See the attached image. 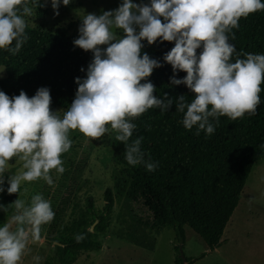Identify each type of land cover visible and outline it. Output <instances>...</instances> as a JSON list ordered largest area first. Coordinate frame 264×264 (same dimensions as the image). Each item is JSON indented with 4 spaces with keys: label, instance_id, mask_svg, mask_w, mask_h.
Returning <instances> with one entry per match:
<instances>
[{
    "label": "clouds",
    "instance_id": "9594fccd",
    "mask_svg": "<svg viewBox=\"0 0 264 264\" xmlns=\"http://www.w3.org/2000/svg\"><path fill=\"white\" fill-rule=\"evenodd\" d=\"M69 3L51 0L54 15L61 4ZM39 5L40 0H0V49L12 55L20 51L28 39L24 17L32 16ZM261 10L264 0H122L116 9L80 16L73 44L90 50L92 59L86 75L75 78L74 99L62 116L50 109L47 87H39L31 97L21 90L10 98L0 90V193H18L23 182L38 179L52 185L50 172H64L61 156L72 145L71 130L98 139L110 128L115 140L123 142L128 164L144 163L154 171L157 165L144 161L143 138L129 143L136 127L132 120L148 109L167 111L175 103L184 128L196 126L197 134L214 132L210 118L218 122L220 116L236 120L255 114L261 102L264 54H237L233 62L235 46L228 42V33L239 27L241 17ZM158 38L174 42L163 60L172 67L170 83L184 84L193 94L190 102L184 95L173 99L153 94L155 86L147 78L162 65L142 54V41L153 44ZM177 71L186 75L176 78ZM14 157L22 164L14 175H7L5 186V171ZM11 204L14 214L0 224V264H20L29 239L38 240L41 225L55 215L50 201L39 193L29 202L17 198ZM39 259L34 258L36 264Z\"/></svg>",
    "mask_w": 264,
    "mask_h": 264
},
{
    "label": "trees",
    "instance_id": "16d2710c",
    "mask_svg": "<svg viewBox=\"0 0 264 264\" xmlns=\"http://www.w3.org/2000/svg\"><path fill=\"white\" fill-rule=\"evenodd\" d=\"M42 1L37 6L39 15L46 13ZM238 23L239 27L228 33V42L235 46L233 62L237 54L240 58H244L245 53L264 54V10L241 17ZM71 27L51 31L26 25L28 39L18 53L12 55L0 49V67L6 72L5 78L0 80V90L10 98L19 95L21 90L31 97L39 87H47L51 96L50 109L56 113L60 108L67 109L78 87L75 78L86 75L92 59L90 50L74 46L73 40L78 37L69 34ZM142 43V54L146 52L162 65L154 68L147 78L155 86L153 94L163 96L166 93L173 99L184 95L190 102L193 94L184 84L170 83L172 67L163 60L174 42H161L158 38L153 44L146 40ZM175 75L182 78L186 73L177 71ZM260 87L261 102L255 114L245 113L236 120L220 116L218 122L210 118L215 128L212 134L203 130L197 134L196 126L185 129L181 123L183 114L176 111L175 103L167 111L151 108L134 118L132 122L136 127L129 143L137 137L143 138L140 148L144 161L155 163L154 171H148L144 163L128 164L125 146L118 141L116 159L135 171L133 187L157 201L162 225L174 230L178 243H185V227L188 226L206 242L210 251L221 246L224 230L238 207L254 164L264 158V82ZM106 198L101 212L91 205L93 223L98 220L94 231L99 233L108 227L114 205L111 190L107 191ZM78 235L83 237L79 242L75 239ZM47 240L55 245L62 264L73 262L82 250L95 251L101 246L88 228L71 236ZM178 243L174 244L176 264H181ZM205 255L186 258L188 264H194Z\"/></svg>",
    "mask_w": 264,
    "mask_h": 264
},
{
    "label": "rangeland",
    "instance_id": "374dc122",
    "mask_svg": "<svg viewBox=\"0 0 264 264\" xmlns=\"http://www.w3.org/2000/svg\"><path fill=\"white\" fill-rule=\"evenodd\" d=\"M42 2L46 13L39 15L38 9L34 8L32 16L24 17L26 25L51 31L71 25L69 34L78 37V27L85 13L99 15L116 9L122 0H70L68 5L59 6L58 15H54L51 0ZM134 2L139 4L141 0ZM115 31L118 36L123 35L120 30ZM5 76V69L0 67V80ZM66 110L58 109L57 115L62 116ZM69 138L72 145L61 156L64 172L58 174L54 169L50 172L52 185L38 179L23 182L18 193H0V205L5 206V211L0 210V224L10 220L14 214L15 208L11 203L15 199L29 202L37 193L50 201L55 213L50 223L41 225L40 238L29 239L20 264H36L35 257L40 258L39 264H62L55 245L47 239L71 236L83 228L90 230L94 224L91 205L101 212L107 203L108 190H111L114 200L108 227L102 233L94 231L93 234L101 244L100 249L106 245L109 249L82 250L70 264H176V234L172 228L163 227L157 201L133 187L135 171L116 159L118 141L115 133L109 128L102 137L92 139L71 130ZM21 164L18 158L10 159L5 183L6 174L14 175ZM260 165L262 163L252 169L253 176L250 174L244 195L240 196L243 198L237 213H246V207L254 204L261 218L252 219L251 225L240 221L235 229V246H229L196 264H264V168ZM185 235L186 257L205 253L206 243L193 229L185 227Z\"/></svg>",
    "mask_w": 264,
    "mask_h": 264
},
{
    "label": "crops",
    "instance_id": "0c3cea01",
    "mask_svg": "<svg viewBox=\"0 0 264 264\" xmlns=\"http://www.w3.org/2000/svg\"><path fill=\"white\" fill-rule=\"evenodd\" d=\"M259 163H262V165H260V166H262L263 168H264V158L263 159H261V160H259V161H257V163L256 164H254V165H256L255 167H254V169H256V167H257V165L259 164ZM259 166V167H260ZM252 172V171H251ZM251 174V173H250ZM253 174V173H252ZM251 174V175H252ZM251 175H249L250 177H251ZM253 176V175H252ZM249 178V177H248ZM246 183H247V181H246ZM243 193V192H242ZM242 196L244 195V193L243 194H241ZM241 198H243V197H241ZM240 198V199H241ZM240 202V201H239ZM251 203V202H250ZM249 203V204H250ZM239 205V204H238ZM248 205V204H247ZM251 205V207H246L247 209H246V213L245 212H242V213H237L238 212V207L235 209V211H234V213H233V215H232V217H231V219H230V221L228 222V224H227V226H226V228H225V230H224V234H223V236H222V244H221V246L220 247H218L217 249H215V250H213V251H210L209 250V247H208V245L206 244V250H205V253H206V255H205V257L204 258H202V259H200L201 261L202 260H205V259H208V258H211L213 255H215V254H217V253H220L222 250H225V249H227V247H229V246H235V244H237L236 242H237V240H236V237H235V229H236V226H237V224L240 222V221H244V223L246 224V225H251V223H252V219H254V218H261V217H259L260 215H259V211H258V208H256V206H254V204H250ZM250 205H248V206H250ZM186 227H188V226H186ZM164 228H166V227H164ZM161 230V229H160ZM160 230H158V231H160ZM204 241V240H203ZM205 242V241H204ZM109 243V242H108ZM206 243V242H205ZM101 245V244H100ZM106 247H108L107 245L106 246H104V248H102V249H107ZM100 248H101V246H100ZM102 249H100V250H102ZM108 249H109V247H108ZM99 250V249H98ZM200 255V254H199ZM196 256H198V255H196ZM192 257V256H191ZM200 260H198V261H196V262H199ZM196 262L194 263V264H196Z\"/></svg>",
    "mask_w": 264,
    "mask_h": 264
},
{
    "label": "water",
    "instance_id": "95a60500",
    "mask_svg": "<svg viewBox=\"0 0 264 264\" xmlns=\"http://www.w3.org/2000/svg\"><path fill=\"white\" fill-rule=\"evenodd\" d=\"M97 223H98V220H96L94 222V224L91 226V228H90V231L91 232H94V228H95V226H96ZM179 255H180L181 259H182L181 264H188L186 255L184 253V245H183V242H180L179 243Z\"/></svg>",
    "mask_w": 264,
    "mask_h": 264
}]
</instances>
